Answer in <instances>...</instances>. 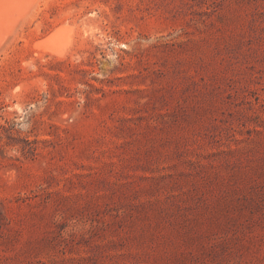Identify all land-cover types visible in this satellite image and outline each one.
Segmentation results:
<instances>
[{
  "label": "rangeland",
  "instance_id": "rangeland-1",
  "mask_svg": "<svg viewBox=\"0 0 264 264\" xmlns=\"http://www.w3.org/2000/svg\"><path fill=\"white\" fill-rule=\"evenodd\" d=\"M0 264H264V0H37L0 45Z\"/></svg>",
  "mask_w": 264,
  "mask_h": 264
},
{
  "label": "bare ground",
  "instance_id": "bare-ground-1",
  "mask_svg": "<svg viewBox=\"0 0 264 264\" xmlns=\"http://www.w3.org/2000/svg\"><path fill=\"white\" fill-rule=\"evenodd\" d=\"M36 1L0 0V45L7 35L12 32L14 26L34 6ZM70 28L62 25L58 26L45 37L36 41L35 45L40 47L44 52L58 56L64 55L73 41Z\"/></svg>",
  "mask_w": 264,
  "mask_h": 264
}]
</instances>
